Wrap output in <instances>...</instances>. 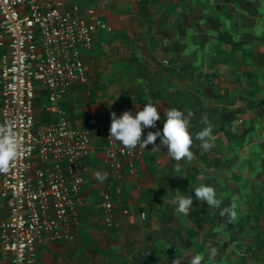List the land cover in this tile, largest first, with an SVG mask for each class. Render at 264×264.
<instances>
[{
  "label": "crops",
  "instance_id": "1",
  "mask_svg": "<svg viewBox=\"0 0 264 264\" xmlns=\"http://www.w3.org/2000/svg\"><path fill=\"white\" fill-rule=\"evenodd\" d=\"M61 9H93L107 26L83 49L89 80L60 101L75 127L92 132L89 171L81 189L71 237L46 233L36 264H188L197 252L205 264H264V0H52ZM0 22V54L9 48ZM38 88V120L57 117ZM154 103L161 113L149 131L163 128L169 108L189 117L193 157L177 162L157 137L142 149L133 172L113 176L105 162L110 112ZM207 120L210 146L195 133ZM179 171L176 172V165ZM107 173L100 181L97 173ZM211 184L221 199L212 207L195 199L187 215L178 195ZM114 197L107 223L100 193ZM236 206L232 220L220 215ZM0 195V219L9 211ZM145 213V216H143ZM215 250V257L211 256Z\"/></svg>",
  "mask_w": 264,
  "mask_h": 264
},
{
  "label": "built area",
  "instance_id": "2",
  "mask_svg": "<svg viewBox=\"0 0 264 264\" xmlns=\"http://www.w3.org/2000/svg\"><path fill=\"white\" fill-rule=\"evenodd\" d=\"M90 12L84 16L77 5L63 10L52 0H0V22L9 38L8 50L0 54V128L11 126L20 140L18 157L8 172L0 173V195L10 205L0 219V264H36L37 245L46 233L71 237L69 225L83 201L93 143L91 130L75 127L60 101L89 80L83 49L107 26ZM41 86L47 91L44 106L56 112L55 119L36 117ZM113 111L121 114L110 112L105 162L113 176L123 177L133 172L143 147L129 149L109 138ZM100 205L112 224L110 191L102 190Z\"/></svg>",
  "mask_w": 264,
  "mask_h": 264
},
{
  "label": "clouds",
  "instance_id": "3",
  "mask_svg": "<svg viewBox=\"0 0 264 264\" xmlns=\"http://www.w3.org/2000/svg\"><path fill=\"white\" fill-rule=\"evenodd\" d=\"M112 120L109 128V138L120 141L126 148L134 149L138 144L146 147L152 143L155 145L157 137H160V143L166 146V150L172 159L179 162L182 159H192L193 157V134L189 131L190 120L179 108H169L166 113V119L163 120L162 130L149 131L146 137L142 138V127L155 125L158 119H161V113L157 106L147 101L143 108L136 111L126 110L117 115L115 111L111 113ZM205 126L195 133V138L201 142L203 148L210 146V140L213 139V126L207 120ZM20 140L12 130L11 126L0 128V173L8 172L13 161L18 157ZM179 171V164L176 165V172ZM97 178L103 181L107 173H97ZM195 199L206 203L212 207H219L221 199L217 196L214 187L211 184L203 183L195 187L194 195H178L175 200L176 211L187 215ZM236 206L231 209H223L220 215H227L234 220L237 217ZM215 250L211 256L214 258ZM183 258H175L172 264H182ZM206 258L203 254L197 252L192 255L188 264H205Z\"/></svg>",
  "mask_w": 264,
  "mask_h": 264
}]
</instances>
